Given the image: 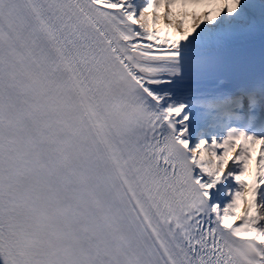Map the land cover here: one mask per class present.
Listing matches in <instances>:
<instances>
[{
    "label": "snow or ice",
    "instance_id": "snow-or-ice-1",
    "mask_svg": "<svg viewBox=\"0 0 264 264\" xmlns=\"http://www.w3.org/2000/svg\"><path fill=\"white\" fill-rule=\"evenodd\" d=\"M0 264H264V0H0Z\"/></svg>",
    "mask_w": 264,
    "mask_h": 264
},
{
    "label": "bare ground",
    "instance_id": "bare-ground-1",
    "mask_svg": "<svg viewBox=\"0 0 264 264\" xmlns=\"http://www.w3.org/2000/svg\"><path fill=\"white\" fill-rule=\"evenodd\" d=\"M252 45H253V47L254 48H257V47H260V39H259V37H256L252 42ZM258 153H259V148H258V150H257V152H256V155L258 156ZM255 162H253V164H254ZM247 178V177H246Z\"/></svg>",
    "mask_w": 264,
    "mask_h": 264
},
{
    "label": "rangeland",
    "instance_id": "rangeland-1",
    "mask_svg": "<svg viewBox=\"0 0 264 264\" xmlns=\"http://www.w3.org/2000/svg\"><path fill=\"white\" fill-rule=\"evenodd\" d=\"M259 146H257V150H258Z\"/></svg>",
    "mask_w": 264,
    "mask_h": 264
}]
</instances>
